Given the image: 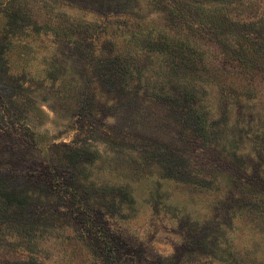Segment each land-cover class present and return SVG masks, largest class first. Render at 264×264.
Listing matches in <instances>:
<instances>
[{
	"label": "rangeland",
	"instance_id": "rangeland-1",
	"mask_svg": "<svg viewBox=\"0 0 264 264\" xmlns=\"http://www.w3.org/2000/svg\"><path fill=\"white\" fill-rule=\"evenodd\" d=\"M0 264H264V0H0Z\"/></svg>",
	"mask_w": 264,
	"mask_h": 264
}]
</instances>
